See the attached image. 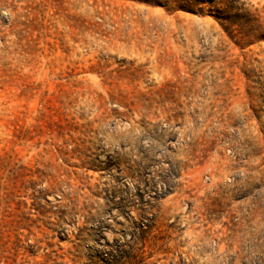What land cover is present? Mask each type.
Returning a JSON list of instances; mask_svg holds the SVG:
<instances>
[{
  "label": "rangeland",
  "instance_id": "rangeland-1",
  "mask_svg": "<svg viewBox=\"0 0 264 264\" xmlns=\"http://www.w3.org/2000/svg\"><path fill=\"white\" fill-rule=\"evenodd\" d=\"M0 264H264V0H0Z\"/></svg>",
  "mask_w": 264,
  "mask_h": 264
}]
</instances>
